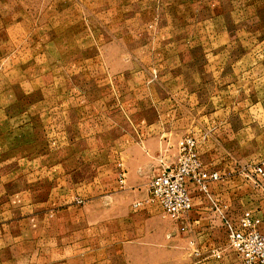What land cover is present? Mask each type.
<instances>
[{
    "label": "rangeland",
    "instance_id": "rangeland-1",
    "mask_svg": "<svg viewBox=\"0 0 264 264\" xmlns=\"http://www.w3.org/2000/svg\"><path fill=\"white\" fill-rule=\"evenodd\" d=\"M201 87L229 91L227 147L261 164L264 0H0V264H100L137 238L118 173L141 166V122ZM260 179L242 208L264 205Z\"/></svg>",
    "mask_w": 264,
    "mask_h": 264
},
{
    "label": "crops",
    "instance_id": "crops-1",
    "mask_svg": "<svg viewBox=\"0 0 264 264\" xmlns=\"http://www.w3.org/2000/svg\"><path fill=\"white\" fill-rule=\"evenodd\" d=\"M228 92L221 90L219 96L213 98L212 92L205 87L195 92L189 89L186 96L183 93L184 98L178 105L174 98L172 110L158 109L155 120L141 122V135L134 143V158H138L141 166L137 170L131 164V168L123 169L118 177L123 176L122 182L129 183V187L134 188L132 191L138 194L132 205L139 211L142 230L137 238H125L124 244L119 245L114 254L109 252L104 256L105 253L101 252L100 264L119 262L117 257L121 255L124 256L121 264H239V256L227 246L226 231L214 211L212 199L225 206L227 214L234 220L246 211L256 213L262 219L263 227L264 205L258 202L255 207L242 208V199L238 198L244 189L241 181L244 174H248L245 168L260 164L259 160L254 161L260 156L258 152L250 151H247L250 155L245 156L244 151L227 147L226 141L231 138L236 146L242 147L244 143L243 119L239 118L237 110L235 116L228 118ZM216 98L217 103L214 104ZM187 136L195 138L204 165L217 171L221 179L209 184L212 199L193 190V209L182 222H174L162 215L158 204L147 201L149 182L177 161L178 144ZM249 156L253 161L244 162L243 159ZM135 177L142 184L135 186ZM146 177L150 179L145 180ZM251 186L257 191L264 189V179L255 184L252 182ZM137 202L141 204L137 206ZM182 226L188 229L181 230ZM136 241L140 244L136 246L135 243V255L138 257L135 260L132 242ZM212 247L219 248L223 256H213Z\"/></svg>",
    "mask_w": 264,
    "mask_h": 264
},
{
    "label": "built area",
    "instance_id": "built-area-1",
    "mask_svg": "<svg viewBox=\"0 0 264 264\" xmlns=\"http://www.w3.org/2000/svg\"><path fill=\"white\" fill-rule=\"evenodd\" d=\"M178 148L177 161L149 182L147 198V201L158 204L164 216L174 222H182L193 209V190L211 197L209 184L221 179L217 171L204 165L195 138L187 136L181 139ZM245 169L257 178L264 177V161ZM212 202L225 228L227 246L237 253L239 264H264L262 219L256 213L246 211L234 220L227 214L225 206L213 199ZM140 204L137 202L136 205ZM186 229V226L181 228ZM211 254L216 258L223 256L217 247L211 248Z\"/></svg>",
    "mask_w": 264,
    "mask_h": 264
}]
</instances>
